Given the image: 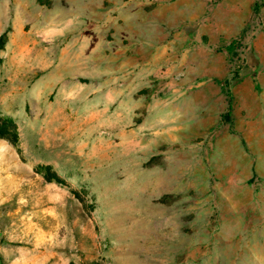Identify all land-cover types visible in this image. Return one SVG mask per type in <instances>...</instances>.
<instances>
[{"label": "rangeland", "instance_id": "obj_1", "mask_svg": "<svg viewBox=\"0 0 264 264\" xmlns=\"http://www.w3.org/2000/svg\"><path fill=\"white\" fill-rule=\"evenodd\" d=\"M84 3L59 0L56 39L0 41V117L19 133L0 138V264H264V85L249 62L234 69L241 42L229 78L251 83L235 114L224 89L195 91L179 111L171 100L158 119L142 86L130 148L85 99L118 40L83 29Z\"/></svg>", "mask_w": 264, "mask_h": 264}, {"label": "crops", "instance_id": "obj_2", "mask_svg": "<svg viewBox=\"0 0 264 264\" xmlns=\"http://www.w3.org/2000/svg\"><path fill=\"white\" fill-rule=\"evenodd\" d=\"M258 1L84 0L83 29H96L97 23L118 40L115 62L100 63L105 71L98 82L90 76L85 82L86 101H97L100 114L114 118L111 123L105 118L104 124L114 128L126 147H138L134 119L139 117L140 88L150 87L149 95L160 107L154 114L158 119L171 115L165 109L171 100H178L173 109L179 111L177 105L195 91L224 92L230 76L227 46L244 38L260 17L264 21V5L252 19ZM59 21V0H0V36L7 31L10 39H25L34 31L45 40L56 39ZM66 21L69 28L75 19L68 16ZM248 62L249 78L264 85V26L250 43ZM248 83L247 76L233 82L231 114L236 95H244ZM124 120H130L129 128L123 127Z\"/></svg>", "mask_w": 264, "mask_h": 264}, {"label": "trees", "instance_id": "obj_3", "mask_svg": "<svg viewBox=\"0 0 264 264\" xmlns=\"http://www.w3.org/2000/svg\"><path fill=\"white\" fill-rule=\"evenodd\" d=\"M264 5V0H259L254 8H253V15L252 19L255 20L258 16L261 7ZM3 35L0 36V41L2 40ZM240 44V40L233 39L229 42L227 46V53L228 56H234L236 54V50L238 49ZM239 79V75L233 74L226 82L224 83V89L226 96L228 97V103H229V111L227 113L228 117L231 115V108H232V96H231V85L234 81ZM226 115V116H227ZM0 138H5L9 140L12 143H17L19 139V133H18V127L16 121L10 117V116H1L0 117ZM54 177H48L47 179L51 181ZM58 182H60V178H54ZM91 264H103L100 262H94Z\"/></svg>", "mask_w": 264, "mask_h": 264}, {"label": "built area", "instance_id": "obj_4", "mask_svg": "<svg viewBox=\"0 0 264 264\" xmlns=\"http://www.w3.org/2000/svg\"><path fill=\"white\" fill-rule=\"evenodd\" d=\"M257 32V28L252 26L249 31L246 33L243 39H240V53L238 58L234 62V69L237 71L243 70L248 63V52L250 50V41Z\"/></svg>", "mask_w": 264, "mask_h": 264}]
</instances>
